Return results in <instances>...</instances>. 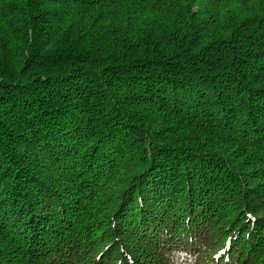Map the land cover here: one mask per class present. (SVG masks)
Here are the masks:
<instances>
[{
  "label": "trees",
  "instance_id": "16d2710c",
  "mask_svg": "<svg viewBox=\"0 0 264 264\" xmlns=\"http://www.w3.org/2000/svg\"><path fill=\"white\" fill-rule=\"evenodd\" d=\"M0 264H264V0H0Z\"/></svg>",
  "mask_w": 264,
  "mask_h": 264
}]
</instances>
